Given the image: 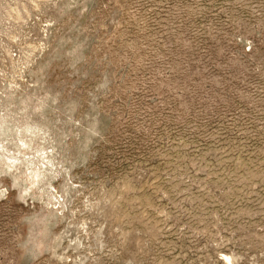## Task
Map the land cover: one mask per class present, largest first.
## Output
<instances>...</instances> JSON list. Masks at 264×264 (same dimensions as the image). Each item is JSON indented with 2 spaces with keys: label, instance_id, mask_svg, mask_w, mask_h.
<instances>
[{
  "label": "rangeland",
  "instance_id": "obj_1",
  "mask_svg": "<svg viewBox=\"0 0 264 264\" xmlns=\"http://www.w3.org/2000/svg\"><path fill=\"white\" fill-rule=\"evenodd\" d=\"M0 264H264V0H0Z\"/></svg>",
  "mask_w": 264,
  "mask_h": 264
}]
</instances>
